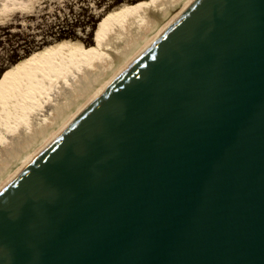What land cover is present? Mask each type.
<instances>
[{
    "label": "water",
    "instance_id": "water-1",
    "mask_svg": "<svg viewBox=\"0 0 264 264\" xmlns=\"http://www.w3.org/2000/svg\"><path fill=\"white\" fill-rule=\"evenodd\" d=\"M26 242L35 264H264V0H193L0 189V247Z\"/></svg>",
    "mask_w": 264,
    "mask_h": 264
},
{
    "label": "bare ground",
    "instance_id": "bare-ground-1",
    "mask_svg": "<svg viewBox=\"0 0 264 264\" xmlns=\"http://www.w3.org/2000/svg\"><path fill=\"white\" fill-rule=\"evenodd\" d=\"M192 1L121 5L103 19L91 50L61 46L11 75L0 91V189Z\"/></svg>",
    "mask_w": 264,
    "mask_h": 264
},
{
    "label": "rangeland",
    "instance_id": "rangeland-1",
    "mask_svg": "<svg viewBox=\"0 0 264 264\" xmlns=\"http://www.w3.org/2000/svg\"><path fill=\"white\" fill-rule=\"evenodd\" d=\"M143 1L0 0V85L15 68L34 63L62 45L77 43L91 50L108 14L121 5Z\"/></svg>",
    "mask_w": 264,
    "mask_h": 264
},
{
    "label": "snow or ice",
    "instance_id": "snow-or-ice-1",
    "mask_svg": "<svg viewBox=\"0 0 264 264\" xmlns=\"http://www.w3.org/2000/svg\"><path fill=\"white\" fill-rule=\"evenodd\" d=\"M37 250L30 243L14 248L10 252H5L3 247H0V264H35L37 259Z\"/></svg>",
    "mask_w": 264,
    "mask_h": 264
},
{
    "label": "trees",
    "instance_id": "trees-1",
    "mask_svg": "<svg viewBox=\"0 0 264 264\" xmlns=\"http://www.w3.org/2000/svg\"><path fill=\"white\" fill-rule=\"evenodd\" d=\"M104 2V1H103ZM113 2H115L116 4H120V3H122V0H113ZM97 29H95V31H96ZM99 31H100V28H99V30H98V33H99ZM7 34H8V32H6ZM98 33H97V35H98ZM10 35V34H9ZM15 36H17V35H14V37ZM13 37V36H12ZM97 37V36H96ZM69 44H77V43H68V44H65V45H69ZM65 45H62V46H65ZM79 45V44H78ZM61 47V46H60ZM24 51H25V53H26V49H23ZM28 52V51H27ZM29 62H27V63H24V64H22L21 66H19V67H17V68H15V70H18L19 68H22L23 66H25L26 64H28ZM11 75H13V72L12 73H10V74H8L7 76H6V78L4 79V81L2 82V84L0 85V91L2 90V88L4 87V84L6 83V81H7V79L11 76Z\"/></svg>",
    "mask_w": 264,
    "mask_h": 264
}]
</instances>
